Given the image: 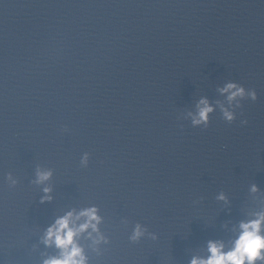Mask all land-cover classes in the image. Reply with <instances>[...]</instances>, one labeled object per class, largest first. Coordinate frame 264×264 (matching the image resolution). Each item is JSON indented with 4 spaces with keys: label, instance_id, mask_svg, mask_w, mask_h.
<instances>
[{
    "label": "clouds",
    "instance_id": "obj_1",
    "mask_svg": "<svg viewBox=\"0 0 264 264\" xmlns=\"http://www.w3.org/2000/svg\"><path fill=\"white\" fill-rule=\"evenodd\" d=\"M217 91L226 97L228 105L236 102V107H240L239 100L250 98L257 100V93L254 89L246 90L242 85L235 82H228ZM223 114V118L228 123L236 119L234 111L229 110L223 102L217 100ZM215 111V107L207 97H201L196 103V111L188 112L193 127L209 125L210 114ZM247 123V121H242ZM88 154L84 153L81 164L87 165ZM36 184H45L53 175L51 169H43L37 166ZM8 179L15 184L16 181L9 174ZM252 192L258 191L255 184L251 187ZM44 196L41 203L52 200L51 187L43 188ZM217 199L226 200V196L221 193ZM98 208L88 207L77 211L72 209L64 215L58 216L45 231L42 242L47 247L54 246L58 250V255L44 259L43 264H88V257L84 247L78 242V237L87 233V239L92 241V246L96 250L101 242L107 243L106 238L101 234L99 225L102 218L98 215ZM254 218L241 221L239 223V235L232 241V246L226 249V245L221 240H209L207 251L209 255L205 257L194 256L190 264H264V211L251 214ZM147 230L139 223L135 225L131 236V241H138Z\"/></svg>",
    "mask_w": 264,
    "mask_h": 264
}]
</instances>
